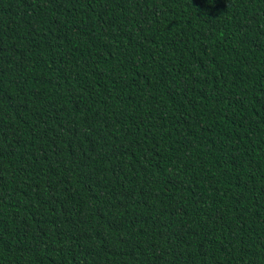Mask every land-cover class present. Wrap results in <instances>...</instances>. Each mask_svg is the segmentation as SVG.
Returning a JSON list of instances; mask_svg holds the SVG:
<instances>
[{"label": "trees", "instance_id": "16d2710c", "mask_svg": "<svg viewBox=\"0 0 264 264\" xmlns=\"http://www.w3.org/2000/svg\"><path fill=\"white\" fill-rule=\"evenodd\" d=\"M0 264H264V0H0Z\"/></svg>", "mask_w": 264, "mask_h": 264}, {"label": "clouds", "instance_id": "9594fccd", "mask_svg": "<svg viewBox=\"0 0 264 264\" xmlns=\"http://www.w3.org/2000/svg\"><path fill=\"white\" fill-rule=\"evenodd\" d=\"M209 2L211 3V2H212V0H209Z\"/></svg>", "mask_w": 264, "mask_h": 264}]
</instances>
